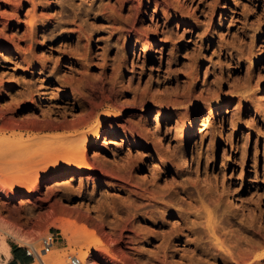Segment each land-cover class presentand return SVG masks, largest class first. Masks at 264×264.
I'll return each mask as SVG.
<instances>
[{"label": "rangeland", "instance_id": "1", "mask_svg": "<svg viewBox=\"0 0 264 264\" xmlns=\"http://www.w3.org/2000/svg\"><path fill=\"white\" fill-rule=\"evenodd\" d=\"M49 231L264 264V0H0V264Z\"/></svg>", "mask_w": 264, "mask_h": 264}, {"label": "built area", "instance_id": "2", "mask_svg": "<svg viewBox=\"0 0 264 264\" xmlns=\"http://www.w3.org/2000/svg\"><path fill=\"white\" fill-rule=\"evenodd\" d=\"M58 234L52 231L46 233L40 240L38 246L27 245L22 247L26 257L31 258L33 261L43 262V257L49 255L54 251L59 244ZM67 264H84L83 261L76 255L68 257Z\"/></svg>", "mask_w": 264, "mask_h": 264}, {"label": "bare ground", "instance_id": "3", "mask_svg": "<svg viewBox=\"0 0 264 264\" xmlns=\"http://www.w3.org/2000/svg\"><path fill=\"white\" fill-rule=\"evenodd\" d=\"M6 94H8V89L7 90H5L4 92H3V94H2V96L1 97H3L4 98V96L6 95ZM20 100V99H19ZM17 125V124H16ZM63 141V140H62ZM57 144H58V142H57ZM50 151H51V149H50ZM41 155H43V154H41ZM75 158V157H74ZM46 159V158H45ZM187 163V162H186ZM185 165H187V164H185ZM157 168V166H151V168H150V170L151 171H153V170H155L156 168ZM87 212H89V211H87ZM58 229L59 230H61V234L67 239V241H68V244H75L76 242H77V238H76V236H72L71 234H70V231H69V229L66 227V226H64V225H59L58 226ZM2 248L9 254V251H10V248H9V246L6 244V242H3L2 243ZM58 255H56V252H53L52 254H50V255H47V256H44L42 259H43V262H41V261H35V263H33V264H57L58 263ZM91 258V255L89 254V253H85L84 255H82V260L83 261H86V260H89ZM87 263L88 264H95L93 261H87Z\"/></svg>", "mask_w": 264, "mask_h": 264}, {"label": "crops", "instance_id": "4", "mask_svg": "<svg viewBox=\"0 0 264 264\" xmlns=\"http://www.w3.org/2000/svg\"><path fill=\"white\" fill-rule=\"evenodd\" d=\"M9 248V256L1 257V262L3 264H33L35 262L31 258L26 257L21 246L15 247V245H13Z\"/></svg>", "mask_w": 264, "mask_h": 264}]
</instances>
